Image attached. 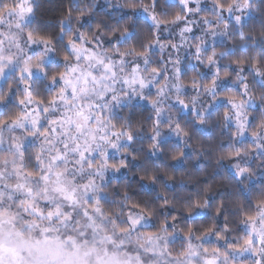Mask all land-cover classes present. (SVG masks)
Instances as JSON below:
<instances>
[{
    "label": "clouds",
    "instance_id": "clouds-1",
    "mask_svg": "<svg viewBox=\"0 0 264 264\" xmlns=\"http://www.w3.org/2000/svg\"><path fill=\"white\" fill-rule=\"evenodd\" d=\"M57 2L49 9L46 0H35L32 21V30L50 37L54 51L29 45L28 29L13 28L15 37L3 47L14 63H5L0 91L11 102L22 96L24 61L35 65L43 56L59 64L64 42L82 31L101 50L110 49L114 60H125L116 64L115 82H107L113 88L107 98H89L103 116L99 130H92L95 139L88 140L95 164L87 175L95 183L89 180L87 190L78 192L81 201L99 198L105 219L131 229L127 244L144 264H186L192 257L176 254L187 248L189 231L195 249L219 246L229 251L226 264H255L260 257L236 253L227 244L239 243L250 231L244 213L264 205V0H189L190 12L180 0ZM177 13L180 22H174ZM141 77L144 87L124 83ZM129 214L142 217L137 226L127 224ZM115 227L109 224L108 231ZM206 229L212 231L205 235ZM216 232L226 239L217 240Z\"/></svg>",
    "mask_w": 264,
    "mask_h": 264
},
{
    "label": "snow or ice",
    "instance_id": "snow-or-ice-1",
    "mask_svg": "<svg viewBox=\"0 0 264 264\" xmlns=\"http://www.w3.org/2000/svg\"><path fill=\"white\" fill-rule=\"evenodd\" d=\"M180 3L185 11H191L189 0ZM218 6L231 11V7ZM35 13V0H0V29H8L0 31V78L7 75L5 63H14L10 54L5 56L3 47L5 40L15 37L13 28L16 32L28 29L24 35L29 45L45 53L54 51L50 37L32 30ZM180 21L177 13L174 22ZM184 31L192 29L185 26ZM16 46L19 48V44ZM109 53L110 49L101 50V43L87 32L73 34L64 42L59 64L46 63L43 56L35 65L30 58L24 61L20 71L23 95L14 96V103L0 91V264H144L140 252L132 251L127 244L125 234L131 229L105 219L99 198L82 202L78 195L87 190L89 180L95 183V176L87 175L95 164L90 159L93 154L88 150V140L95 139L92 130H99L97 125L103 116L95 111L99 105L89 98L97 95L98 99H106L113 91L107 82H115L116 64L125 63L123 59L114 60ZM194 54L199 57L201 51L194 50ZM116 55L125 54L117 51ZM138 69V64L132 66L133 73ZM153 71L159 75L158 68ZM38 72L42 75L36 76ZM30 78L34 79L30 82ZM4 83L7 86L8 81ZM124 83L145 86L142 77L139 81L125 78ZM33 84L38 85L36 91ZM8 91L14 95V90ZM226 99L230 103L233 100ZM118 134L112 133L114 137ZM65 180L71 181L72 187ZM141 219L129 214L127 224L135 227ZM244 219L250 231L239 243L227 244V249L236 253L251 251L260 257L255 264H264V205L256 212L246 211ZM109 224L116 225L113 231H108ZM57 225L63 227V233ZM211 231L206 229L204 234ZM185 235L189 243L176 258L192 257L186 264H221L222 259L226 264L230 259L229 251L219 246L195 249L191 231ZM215 236L217 240L226 239L219 232ZM197 239H203V235Z\"/></svg>",
    "mask_w": 264,
    "mask_h": 264
},
{
    "label": "trees",
    "instance_id": "trees-1",
    "mask_svg": "<svg viewBox=\"0 0 264 264\" xmlns=\"http://www.w3.org/2000/svg\"><path fill=\"white\" fill-rule=\"evenodd\" d=\"M46 2L48 4L49 9H52L58 6L57 0H46ZM12 103H14V101H12ZM177 167H179V165Z\"/></svg>",
    "mask_w": 264,
    "mask_h": 264
}]
</instances>
